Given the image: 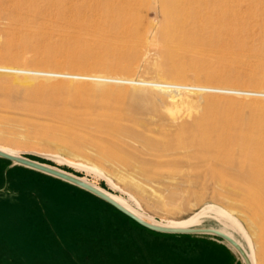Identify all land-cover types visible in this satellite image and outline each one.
Here are the masks:
<instances>
[{
	"label": "rangeland",
	"instance_id": "rangeland-1",
	"mask_svg": "<svg viewBox=\"0 0 264 264\" xmlns=\"http://www.w3.org/2000/svg\"><path fill=\"white\" fill-rule=\"evenodd\" d=\"M127 2L133 13L118 20L116 10L94 11L92 0H0V67L138 80L112 82L0 71V146L86 178L113 194L129 196L158 220H184L205 206L229 210L251 244L255 264H264V220L248 205L243 184H234L244 178L238 172L240 163L220 170L226 179L220 181L210 160L192 157L196 148L166 143L182 126L205 117L209 99L244 119L264 106V96L231 92L264 93V0H238L234 8L222 7L227 16L223 23L211 6L194 3L200 25L186 31L202 41L187 45L164 43L157 0H133L135 7L132 0ZM219 74L224 80L205 78ZM24 76L30 85L61 88L35 96L29 85L20 84ZM155 83L213 90L158 88ZM55 155L86 166L95 164L112 184ZM8 163L13 162L0 156V188ZM14 165L21 171L11 173L6 189L0 191V210L36 211L31 196L37 194L42 204L39 210L48 217V224H43L33 215L32 225L17 232L29 248L25 255L32 264H119L117 236L108 233L109 220L102 224L79 212L74 222L67 220L71 214L57 221L43 195L49 183L42 176L54 175ZM82 218L89 220V235L85 229L80 230L84 234L78 232L88 222ZM196 225L192 229L225 234L237 241L246 257L250 254L244 235L214 210L207 211ZM143 229V264H247L218 234ZM157 242L158 248L149 245ZM127 252L128 263L134 264L133 251ZM3 262L7 260L0 259Z\"/></svg>",
	"mask_w": 264,
	"mask_h": 264
},
{
	"label": "bare ground",
	"instance_id": "bare-ground-1",
	"mask_svg": "<svg viewBox=\"0 0 264 264\" xmlns=\"http://www.w3.org/2000/svg\"><path fill=\"white\" fill-rule=\"evenodd\" d=\"M237 1L238 0H157L158 9L163 17L162 23L159 26L160 36L166 44L187 45L189 43L200 42L202 41L200 36L188 33L186 31V29H189V27L200 25V20L195 19L198 12L194 3L211 6V9L218 13V19L223 23L222 19H225L227 16L223 13V11H221L222 7L228 6L229 8H234ZM130 4L131 3H128L127 0H92L91 8H93L94 11H102L106 14H108V9L116 10L119 16L117 19L124 20L133 13V8H131ZM133 5L134 3L132 6ZM191 13L196 15L191 17ZM0 71H17L25 75H57L75 79H94L100 81L138 83V80L119 77L60 73L32 69L0 67ZM205 78L207 80H224L220 74L216 76H207ZM28 80L29 78L24 76L19 82L21 85H29L33 90L31 94L35 96L46 95L45 90L47 89L59 90L61 88L60 85L52 87L39 84L37 86L30 85ZM153 85L157 86L158 88L167 86L174 89L189 88L193 90H213V88L209 87L196 85L186 86L178 83H155ZM226 90L228 91V89ZM74 91L77 94V97L80 98L81 95H79V91L77 90L78 92H76V88H74ZM231 92L264 96L263 92L235 90ZM258 109V113L251 114L249 118L244 119L242 114L231 115L227 108L221 107L220 102L215 99H209L207 102V113L205 117L196 121L192 125L182 126L171 138L167 139L168 142L166 143L173 142L174 145H190L196 148L195 152L192 153V157L196 159L207 158L210 160L213 164L212 170L220 181L226 180L225 175L222 174L220 170L230 169L235 161L240 163V169L238 172L239 175L244 178L239 179L237 183L234 184L239 187V184H243L241 188L246 191V201L248 202V205L256 215L259 214L258 216H260L261 214V220H264V106H258ZM237 130L239 132H237ZM207 152H210V156L206 155ZM0 156L9 158L13 163L42 170L81 188H88L114 202L138 219L150 224L158 230H184L187 228H193L194 226H197L196 222L202 216H204L207 211L214 210L227 219L230 223L235 225L245 237V232L242 226L239 224L237 219L233 217L232 212L229 210L228 212L213 206H205L184 220H158L142 211L135 201L131 199V197L113 194L89 182L86 178H80L63 170L55 169L45 164L27 159L21 155L19 150L0 146ZM54 157L59 161H65L77 168L84 169L89 173H93L97 177H104L108 182L111 183V181L101 173L102 171L100 172L96 169L97 166L95 164H92V166L95 167L93 168L81 163L67 161L59 155H55ZM206 230H209L208 232L211 233H216L229 241L233 248L244 257V260L247 264H255V256L253 254L251 244L246 238L247 236L245 238L250 247V254L248 253L249 255L246 257L240 246L236 243L237 241L235 242L233 239L217 230Z\"/></svg>",
	"mask_w": 264,
	"mask_h": 264
},
{
	"label": "crops",
	"instance_id": "crops-1",
	"mask_svg": "<svg viewBox=\"0 0 264 264\" xmlns=\"http://www.w3.org/2000/svg\"><path fill=\"white\" fill-rule=\"evenodd\" d=\"M16 171L20 172L21 170L15 169L14 163H8V165H6V168L2 172L4 183L0 188V191L6 189L8 185L9 175ZM42 177H44L45 181H47L46 183H49V186H45L43 188V190H45V193L43 195L45 202L49 204L48 210L51 212L52 217L61 222L65 221L64 214H71L70 219L68 218L67 220H71L72 222H74L76 219L74 218V214L83 212L85 214H89L95 222L105 224V221L109 220V223L107 224L109 226L108 233L117 236L115 243V257H117V260L120 261L119 264H129V258L127 257V251L129 250L133 251L132 256L133 259L136 260L134 264H139L137 263V261L141 262V264L144 263L143 254L145 244L142 240L144 234V226L128 217L126 214L121 212L112 204L105 201L103 198L93 194L88 190L87 191L90 192V194L84 193V191L80 190L81 187L77 185L70 186L65 184L62 180H59L61 178L56 176H52V178H50L51 176ZM31 199V201L36 204L38 210H31L29 212L26 210H0V259L3 261L7 260V262H3L2 264H10V261L18 264L33 263L31 259H28L25 255V252L29 251V248L26 247V242L22 240L20 234L17 232L26 229L28 225L31 226L32 223L29 220L34 216H36L35 218L43 224H48V217L43 209L42 211L39 210L42 204L38 195L36 194L33 197L31 196ZM61 205L63 207L59 208L58 206ZM115 218L116 220L114 221ZM82 219L88 222H84L83 226H80L82 229H79L78 232L84 234V231L80 230L85 229L87 235H89V233L91 234V232H88L86 230V228H88L89 226V220L85 218ZM94 233L95 232H92V234ZM99 234H102V232H100ZM149 245H151V247L153 248L160 247V244H158V242L149 243ZM107 247L110 246L108 245ZM209 264H212V262H210Z\"/></svg>",
	"mask_w": 264,
	"mask_h": 264
},
{
	"label": "water",
	"instance_id": "water-1",
	"mask_svg": "<svg viewBox=\"0 0 264 264\" xmlns=\"http://www.w3.org/2000/svg\"><path fill=\"white\" fill-rule=\"evenodd\" d=\"M3 157V156H2ZM6 159H9L7 157H4ZM84 188V187H83ZM90 192H92L93 194L103 198L105 201H107L108 203L112 204L114 207H116L117 209H119L121 212H123L124 214H126L128 217H130L131 219H133L134 221H136L137 223H139L140 225L151 229V230H155V231H161V232H167V233H179V234H185V233H211L208 232L209 230L206 229H192V228H187L184 230H158L156 228H154L153 226H151L150 224L143 222L142 220L138 219L137 217H135L134 215H132L131 213H129L127 210L123 209L122 207L118 206L117 204H115L114 202L106 199L105 197L101 196L100 194L88 189V188H84ZM216 234V233H214Z\"/></svg>",
	"mask_w": 264,
	"mask_h": 264
}]
</instances>
